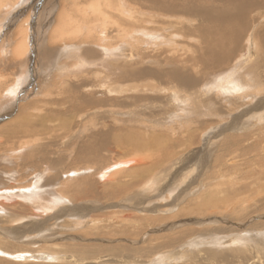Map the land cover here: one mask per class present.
Here are the masks:
<instances>
[{
    "label": "rangeland",
    "instance_id": "rangeland-1",
    "mask_svg": "<svg viewBox=\"0 0 264 264\" xmlns=\"http://www.w3.org/2000/svg\"><path fill=\"white\" fill-rule=\"evenodd\" d=\"M85 1L21 0L9 10L19 11L14 19L27 13L31 19L37 2L38 17L48 15V20L37 43L35 86L23 84L25 65L16 93L25 86L27 93L19 99V94L0 97V264H264V19L255 21L263 16L264 0L250 8L254 28L247 32L250 43H241L252 52L243 53L248 57L243 75L249 74L250 85L256 83L249 90L253 96L231 103L218 98L210 100L212 107H203L207 98L190 91L184 94V108L166 110L148 107L150 100H134L142 92L115 93L124 107L111 103L113 94L102 96L96 89L93 94L83 85V94L105 101L89 107L77 98L80 92L69 90V81L58 85L76 56L90 60L91 52L100 51L98 40L89 36L66 42L78 50L69 56L57 53L65 42L51 44L59 14ZM16 23L7 29L3 43L9 51L19 40ZM51 48L56 50L50 53ZM128 48L110 59L126 63ZM144 48L140 51L154 59L156 52ZM7 60L8 65L2 60L0 65L13 72L6 78L10 84L20 67H11V52ZM112 61L104 62L107 68L87 65L66 75L73 73L76 85L94 80L91 72L103 68L116 75L121 69L113 68ZM136 63L134 69L144 65ZM223 66L232 67L231 62ZM216 73L208 71L206 79L211 81ZM74 99L78 109L71 108ZM132 101L140 108L131 106ZM109 104L116 105L113 109ZM112 114L124 121L155 115L158 121L142 128L137 124L136 129L121 123L118 127L126 128L118 130L120 142L114 140L118 132L112 131L100 145L97 133ZM129 128L145 133L138 132V147L133 140H122ZM151 134H159L158 140L153 142ZM96 143L99 151L91 153ZM214 195L213 202L204 204ZM190 229L191 234L186 232Z\"/></svg>",
    "mask_w": 264,
    "mask_h": 264
},
{
    "label": "bare ground",
    "instance_id": "bare-ground-1",
    "mask_svg": "<svg viewBox=\"0 0 264 264\" xmlns=\"http://www.w3.org/2000/svg\"><path fill=\"white\" fill-rule=\"evenodd\" d=\"M19 1L21 0H0V45L3 46L4 41H7V29L11 28L14 20L17 21L15 31L18 28V31H16L18 33H16V35H19V40H17V43L15 41L16 44L12 45L11 51L4 46V48H0V60L3 61L2 63H4V65H8L7 56H9V52H11V57L13 58L11 67H16V64L20 67V74L16 76V79H12L13 82L7 84L6 78L13 72H10L8 70L9 68L5 67L3 64L0 65L1 98L5 95H7V98H10L15 94H19L17 95L19 99L22 93H27V86L23 87L24 89L22 92L16 93L17 89L19 90L20 88V75L25 71V65L27 66L28 76L27 82L23 84L28 85V87L35 86L38 79V61L36 59L37 49L39 48H37V43L41 40L46 31L44 23L47 22L48 15H46V17L44 16L43 19L39 18L38 3L34 2V4H36V10L31 19L29 13L25 15L22 12L21 13L25 16L14 19L15 16L17 17L19 11H12L9 13V10L11 6H14L15 3ZM218 2L219 4H216ZM261 4V0H86L85 3L72 6L69 10L64 9V12L59 14V26L50 34V40L54 39V42L51 44L65 42L61 49L57 47L59 49H57V53L59 57L63 56V54L69 56L71 51L77 49H74V46L66 42L70 41L71 43L77 40L79 36H89L91 39L95 38L98 40L97 43L100 51L91 52L92 55L90 60L76 56L74 61L69 64V68L67 67V69H65L66 74L67 71L81 72L87 65L98 66L99 64L107 68L109 65H106L104 62L108 59L112 61L110 58H113L112 56L124 49L125 46L129 47L128 51L125 53L126 63L122 62L118 65L116 61H112L113 68L120 67L121 69V72L116 75L112 73L111 70H106V68L104 69L102 66V70L91 72V74L93 73L91 76H95L92 81L89 80V77L88 79H83L84 81L79 85H76L72 83L73 81H71L70 78L74 76L73 73H71L72 75L68 73L69 75L65 74L63 77L64 79L62 82H58V85H63L66 81H69V87L72 88L69 90L77 92L78 94L80 92L81 95L77 98L82 101L81 104L86 103L89 107L104 105L105 101L104 99L91 98L83 94V85H86L93 94L96 89V92L102 94V96L103 94H105V96L113 94L111 96H114L115 93H123L125 91L142 92L136 93L139 95H134V100L136 99L142 102L143 100H150L153 104L147 102V104H149L148 107L154 108L156 106L157 110L160 108L166 110V108L170 109L180 106V109L184 108L182 107L183 103L186 101L184 94H190L192 91L199 96L207 98L204 101L203 107H212L210 100H214L213 102H215L218 98H222L221 100L223 101H229V103L232 102L230 100H247V98L253 96V93H250L249 90H251L256 83L250 85L249 80L251 79L247 78L249 74H246V77L243 75V72H245L244 70H246V65L244 64L248 59V57L244 58L243 53L246 51L248 52L250 49L249 46L242 49L241 43L246 42L247 45L250 43L248 36L250 32L248 35L247 32L249 29L254 28V24L249 18L250 8H255ZM148 11L153 14L155 13V16L157 14L156 19L159 20H152L151 18L154 17L151 16L149 18L148 14H146ZM262 15V18L258 15L255 21L264 19L263 11ZM188 18H191L193 21L197 20V23H192V20L190 21ZM173 26L175 30L169 31ZM179 32L182 34H179ZM107 34H112V36L107 37ZM106 39L108 42L102 45ZM81 41L84 40H80V42ZM142 48H144V50L150 49L151 51H155L156 54L153 56L154 59H151L149 57L150 55L145 53L146 51H140ZM51 51L52 48L48 50V52L53 53V51ZM85 51L86 50H84V52ZM236 53H238L237 57H235ZM251 53L252 52L249 54ZM138 55L140 60L136 61ZM162 55H165V57L160 58ZM71 57H73V54L70 58ZM147 61L152 65L146 66ZM57 62L55 61V65ZM136 62H143L144 65L134 69ZM229 62H231L232 67L225 68L223 65ZM246 64H248V62ZM260 64L261 63H257V69L259 70L261 69ZM62 66L64 67L65 65ZM210 70L212 72L217 71L215 75L211 74L214 75L211 77V81L206 79V74ZM5 71L8 72L4 73ZM87 74L90 76L89 73ZM166 78H168V80ZM250 78H252V76ZM28 79H31L30 83ZM10 80L9 78V81ZM260 86L262 87V85ZM255 91L258 93L260 90ZM151 94L157 95L152 96ZM213 95L215 96L213 97ZM128 96L130 97V95ZM114 97L118 98L117 96ZM116 98L111 99V103L115 102L124 105V107L127 106L125 103L123 104L121 97V99ZM78 99H74L76 102L74 101L75 103H72L71 108L78 109ZM130 99L132 100V98ZM136 102L132 101L129 103L131 106L137 107V105H135ZM205 103L208 105H205ZM233 103L236 102L233 101ZM261 103L263 104V101ZM106 105H108V103ZM109 105L114 109L116 104ZM114 115L115 114H112L108 117V124H103L100 131L97 133L99 138L98 144L104 145L107 143L104 142V137L108 135V133L112 131L118 132V130L120 132V130L126 128L125 126L118 127L122 125L121 123H130L134 125L133 127L136 129L137 124L138 126L143 125L146 127L150 123L158 121L155 120L158 118H155V115L153 117L151 115L150 117H138L140 119L138 121H133V119L124 121V119L120 117L117 118L118 116L114 117ZM147 115L148 114H146V116ZM140 127L141 126H139V128ZM134 128L125 129L122 140H133L137 143L138 147L140 144L138 141L139 131H136ZM119 132L116 133L117 136H114V140L118 143L121 139V136L119 137ZM140 133L141 132H139V134ZM141 134L144 135L145 133ZM158 135L155 136L151 134V140L153 142L154 140H158ZM163 135L165 134L163 133ZM149 141H145V143L147 142V144H149L152 142ZM98 144L96 143L95 146L94 144L91 145L90 148L93 149L91 153L99 151ZM141 145H143V143ZM146 147H148V145ZM105 172H107V170ZM103 175L105 174L103 173L102 177ZM214 198L215 195L210 196L206 199L204 204L207 205L213 202ZM193 231V229H190L186 232L191 234Z\"/></svg>",
    "mask_w": 264,
    "mask_h": 264
}]
</instances>
